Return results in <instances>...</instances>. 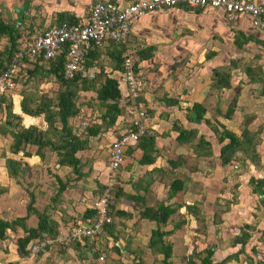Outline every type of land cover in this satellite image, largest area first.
<instances>
[{
	"label": "crops",
	"instance_id": "crops-1",
	"mask_svg": "<svg viewBox=\"0 0 264 264\" xmlns=\"http://www.w3.org/2000/svg\"><path fill=\"white\" fill-rule=\"evenodd\" d=\"M99 1H111L126 5L131 0H0V13L3 15L1 16L0 14V17L4 22L13 24L18 29L28 30L31 28L28 14L32 12L34 4H44V9L41 8V11L44 10L43 16H37V21L39 24L44 25L47 16L46 12H48L49 17L46 20L48 27L57 23L59 15L64 12L73 15L78 21H81L88 12L85 14V11L75 9L74 6L72 7L73 3L76 7V5L82 6L83 4H88L87 6H89L90 3L93 5ZM254 1L264 3V0ZM27 5H29V8ZM21 6H25L26 10L30 11L28 13L24 12L23 24L17 25L14 9ZM56 12H58V21L53 23L51 15ZM9 20L12 21L9 22ZM132 35L147 38V42L152 44L151 47L156 48L154 52L156 53V56L154 55L156 58L153 57L154 59L140 62L138 65L140 72H142L140 68L142 64L145 63L146 65L147 79L145 78V86L139 99V104L142 110L147 112L145 119L146 133L143 137H152L154 141L152 151L147 152V155L152 159L151 164L142 165L141 161H144L143 150L138 145L130 146L126 150L123 166L116 172V177L112 178L109 175L112 172L109 167V160H106L102 154L106 153L105 155L108 157L110 144L113 139L130 126H133L134 122L133 109L131 113L126 112L131 106L130 104L129 106H124L126 105L124 104L125 97L127 98L128 96L127 89L122 87L120 103L124 110L119 115L115 125L110 126L102 133L98 132L95 135H89L94 138V140L92 139V142H94L93 146L91 142L89 143L90 147H87V155L90 157L92 169L90 167L83 172L80 169V173L76 174L72 172V167L61 165L57 160L56 153L53 151L42 152L45 154L42 157L37 152V149L29 150L33 146H28L24 150L25 152L28 151L29 155L19 151L11 158L13 161L21 163L24 167L22 168L24 171L20 172L17 178H12L8 167L6 169V166L3 167L2 165L3 173L7 180L9 179L8 181L10 179L19 181L20 175L24 177L25 173L32 169V176H30L31 178L28 182V187L31 188V192L28 190L30 192L29 195L30 197L33 196L34 199L36 198L38 203L43 200L46 201L44 209L37 207V205L35 208L32 207V211H29L28 192L24 189L25 186L20 184V187L24 190L21 189V191L15 193V197H18V200L12 199L9 206L5 207L0 213V220L10 223L18 220L17 217L16 220H12L10 216L12 214L14 216L17 215L20 219L24 218V225L28 229L38 227V212H46L49 219L55 222L57 233L67 232L79 219L93 217L92 202L101 194L102 189L106 188L108 183L118 185V193L114 202L116 214L109 230L106 232L115 244L109 245L113 247H109L110 251L107 253V259L105 258L103 262L95 259L93 251L96 250V243L92 241H87L86 243L70 242L47 249L32 259L21 258L18 256L17 244L18 240L25 237L26 233L22 226H16L15 230L9 231L17 236L15 244L17 249L14 253L12 249H10V252H0V259H5L3 264H148V260L149 264H159L158 260H164V255H160L158 256L159 259H156V253L150 247L152 232L157 225L154 221H151V218L146 217L144 213L155 205L157 201L163 203L166 200L164 194L159 195L158 191L163 189V184L161 185L160 182L169 181L170 179L167 178L170 177L171 173L172 184L175 181H180V185H183L178 190L179 195L178 192L174 194L175 191H171L172 194L179 198L182 207L178 213L174 211L166 224L161 226L162 231L167 233V236L164 237L165 243L171 244L174 249L171 262L175 260L180 252L177 246L175 247L176 243L180 242L181 239L184 242L186 240H184V237L188 236L189 230L193 229L192 227H199L203 219H205L202 215L199 216L192 212L189 215L187 214L186 205L189 202L187 200L192 196L199 202L205 201L202 206L206 210H213L215 206L220 207L226 203L221 208L227 212L223 217L227 216L237 221L235 226L237 230L239 227V232L245 229L251 233L248 240L252 241L243 244L242 242L237 243L235 240L233 246L236 248V252L231 251V247H229L223 259L227 258L228 255L238 253L243 247L245 248L244 252L248 254L250 249L248 245L256 239L257 243H261L259 237L264 234V197L260 196L257 188L261 187L264 192V94L262 92L264 88V58L255 61L250 57L247 58V56L251 55L249 49L259 52V55L264 54L262 46L264 29L255 27L251 16L247 14H240L234 21L229 22L223 10L219 8L190 9L177 7L141 16L135 21L130 37ZM163 36H165V41L170 43L169 45L168 43L158 44ZM155 40L157 43H155ZM244 40L248 41L240 49L237 43ZM130 41L131 38H129ZM129 42L127 46L137 47L135 44L130 45ZM167 45H172V47L168 48ZM227 46L229 47L227 48ZM229 48L230 50L228 51ZM232 50L237 51V59L231 56ZM166 51H181L184 61L170 66L168 61L163 60V55H157V53ZM228 52H230V55ZM188 57H190L189 60L187 59ZM201 57L204 59L201 60ZM232 60H237L239 66L232 71L231 87L228 89L214 88L212 86L214 69L228 65ZM151 65L153 66L152 69L156 68L154 73L151 70H147L148 68L150 69ZM246 66L254 68L259 73L263 72L262 75L260 74L262 77L258 80H252L246 73ZM186 71H190V73L186 74ZM236 71L237 74H234ZM18 96L19 99L13 95V98H15L14 115L22 119V127L26 129L33 126L45 130L47 126L45 117L43 115L32 117L24 114L21 107L23 97L21 95ZM16 99L19 101L18 106ZM234 101H236L234 113L228 116L229 108ZM194 103H201L207 108L205 118L201 122H194L188 119V110ZM236 120L237 122H242V128L239 130L231 127V124L233 125ZM101 121L98 124H101ZM181 128L195 130L197 134L195 137L181 142L178 137V130ZM224 129H228L238 136L240 133V137H242L243 130H248V135L254 136V140L258 142L256 151L260 154V161L254 162L251 158L242 155L239 158H234L230 164L223 165L220 148L225 142H228V139L221 143L219 137L220 132ZM259 130L260 132L256 133ZM2 136L0 135V141L4 139ZM200 136L204 137L205 142L209 143L210 155H200L199 152H203L201 148L197 147ZM105 138L110 139V142H106ZM188 146H191L189 150H187ZM99 148H102V150ZM192 150L199 157L194 156ZM47 152L54 155L56 170L46 166L47 162H49ZM76 156L80 158V154L76 153ZM187 156L193 157L195 164L191 161V164L187 165V160H190ZM204 157L208 160H204ZM1 160L3 161L4 159ZM210 160L214 161L215 164L212 168L205 171L203 164L211 162ZM83 161L86 162V158H83ZM218 163L222 167L235 164V172H229V168L220 169L216 166ZM44 166H46V169H43ZM50 170H52L54 175L50 173ZM145 173L146 175L143 177ZM143 178L149 181L155 180V182L142 183L141 180ZM60 180L67 185L62 193H59ZM259 180L263 181L262 186L258 183ZM57 181L58 187H56ZM229 185H237L238 192L236 193H239L235 195L234 201L230 204L226 202L227 199H219L221 195L228 196L227 193H224V190H227ZM0 190L4 191L2 188ZM151 191L157 194V199L154 201L148 196L151 195ZM10 193L12 194L13 190ZM4 194L9 196L8 189L1 193L0 196ZM132 196L136 200H132ZM206 199L209 200L206 201ZM163 204L165 205L161 207L172 206L166 202ZM171 208L175 210L174 206ZM194 209V207L193 209L191 207L190 211ZM33 210H36V212H33ZM240 219L245 220L247 224L238 226V224H241ZM225 224L226 222L220 226ZM163 225L164 227L168 226L163 229ZM19 229L24 232L22 236L17 235L19 234ZM194 230L202 236L197 232L198 228H194ZM260 233L262 234L260 235ZM114 234L117 239H115ZM262 239L263 237H261ZM169 240H171L170 243ZM201 240L202 238H200ZM115 247L119 249L116 250ZM212 249L214 250V247ZM214 256L218 258L215 252ZM235 262L238 263L233 260L225 264H234Z\"/></svg>",
	"mask_w": 264,
	"mask_h": 264
},
{
	"label": "trees",
	"instance_id": "trees-1",
	"mask_svg": "<svg viewBox=\"0 0 264 264\" xmlns=\"http://www.w3.org/2000/svg\"><path fill=\"white\" fill-rule=\"evenodd\" d=\"M58 20L59 21L55 24H59L62 21L80 23L77 18L67 12L61 13L59 15ZM19 32L20 30L15 27V25L4 22L0 17V44L4 37L8 38V44L4 47V49H0V74L11 63L15 55L24 50V46L26 44L33 42L32 39L30 40V42L23 41ZM247 41L248 40H244L243 42H238L237 44L239 47H242V45H244V43ZM118 45H122L123 47L117 50L115 53L113 52L115 64L113 66L112 71L121 69L123 64L122 55L127 45L116 41H110L108 45L98 47L97 45H95L94 42H92L91 46L87 49L86 56L82 64V69L87 71L86 74H83V71L79 70L75 73V76L73 78L65 77V66L68 62V44H65L63 46L62 52H60L55 58L45 60L41 64L39 63V61L36 62L29 58H25L22 61V66L25 65V67L21 68L19 77L24 72L26 73L25 81L31 78H41L43 80L44 78L55 76L60 84V90L57 92L55 97L42 95L38 98L34 93H22L23 100L21 102V107L23 113L32 117H40V115H45L47 128L45 130H39L36 127L30 126L29 128L21 129L20 131H7V133L10 134L14 140L12 149L14 153L23 151L24 154L29 155V153L25 152L24 150L28 146H33L36 147L37 152H39V154H41L43 157L42 150L45 147H49L51 151L56 153L58 157L57 160L61 165L70 166L73 168L74 172L80 173L81 160L76 156V152L80 149H83L86 145V142L80 140L79 136L73 133L69 121L71 117L76 116L80 111L79 106L77 104V100L80 96L81 91H95L97 93V99L101 102L102 106L106 107V111L101 117L102 124L92 125L87 130V134L95 135L99 132L101 126L108 128L112 125H115L119 115H121L124 110V107L120 103V100L122 99V90L120 88L119 80L115 77H112L111 74L105 75L103 71L98 74V78H91L89 72H91L92 69H94V67L96 66L95 60L99 58L101 50H103L104 48H111V46L115 47ZM155 49V47H150L146 50L141 51L139 53L140 62L152 59L154 57ZM30 65H32L34 68L29 69ZM138 65L139 61L136 62L135 66L137 74L140 73ZM237 66H239V62L237 60H232L228 65L215 68L214 73L212 75V86L216 89L230 88L231 79L233 76L232 71L233 69H236ZM245 70L247 75L252 80L260 79L262 77L261 75L263 74V72L259 73L250 66H246ZM103 76H105V78L104 80H101ZM262 92L264 94V88ZM6 97L7 96L2 98L0 107L5 108L7 115L11 116L13 103H10L8 105ZM235 106L236 101L232 102L228 111V116H231L234 113ZM188 111V119L190 121L201 122L205 118L207 108L201 103H194V105ZM13 116L19 118L18 116H15L14 113ZM56 123H59L60 126H58ZM7 124H9L8 121ZM178 132L179 141L181 142L185 141V139H191L197 134L195 130H185L182 128L179 129ZM248 134V130L242 131V137L238 136L237 134L228 129H224L220 132L219 140L221 143L225 139H228V142H225L220 148L223 165L230 164L234 160V158H239V156L242 155L251 158L254 162L260 161V154L256 151V144L258 142L254 140V136H250ZM54 137H58L59 141H55ZM137 145L140 146L143 150L144 161L142 160L141 164H151L152 159H150V156L147 155V152H151L153 149V138L143 137L138 141L136 146ZM197 147L201 148L203 151L199 152L200 155L207 156L211 154L209 150V143L205 142L204 137L202 136H200L199 138ZM7 163L8 170L12 178H17L20 172L24 171L22 169L24 167L21 163L12 160L7 161ZM60 182L61 185L59 188V193H62L66 189L67 185L64 184L62 180H60ZM258 183L260 184V186H262L263 181L259 180ZM180 187H183L182 184L180 185V181H175L172 184L171 189L175 192H178ZM132 197V200H136L134 196ZM112 200L110 202V214L114 218L116 210L115 204ZM29 211H32V205L29 206ZM33 212H36V210H33ZM95 212L96 211L93 209V216L95 215ZM173 213L174 209L168 206H163L160 210L157 211L153 210L152 208H149L144 213L146 217L151 218V221H154L157 225L156 229H154L152 232L150 247L155 251L157 256H160L162 254L164 255V260H162V264H171L168 260H171L173 246L171 244L165 243L164 237L167 236V233L162 231L161 226L162 224H166V222L168 221L170 216H172ZM37 215L39 217L38 227L30 229L25 227V219H20L12 223L0 220L1 239H5L7 237L8 230L13 231L15 230L16 226H22L24 228L26 235L25 237L20 238L17 244L18 256L21 258L28 255L27 248L31 241L40 238L45 232H49L51 234L57 233L55 229V222L49 219V216L46 212H38ZM111 224L112 223L107 226V230H109ZM250 236V232H244L242 236H238L236 242H242L243 244H245L246 240ZM105 237L107 241L110 239L107 233ZM114 237L115 239H117V236H115V234ZM88 242H90V240ZM110 244H115V242L110 241L109 244L100 245L99 249L96 248V250L93 251V254L96 257L95 259H98V261H100L99 258L103 255L104 261L105 258H107V253H109L108 251H110L109 249L113 247L112 245L109 246ZM115 248L116 250L119 249L118 247ZM103 249H107V253H105ZM213 255L214 250L208 249V254L207 257L204 259L203 264H224L228 261L233 260V258L238 257V253H236L234 255L228 256L222 262L213 263V260L211 259ZM193 261L194 260L189 259L188 264H193ZM251 263L252 262H250L249 264Z\"/></svg>",
	"mask_w": 264,
	"mask_h": 264
},
{
	"label": "rangeland",
	"instance_id": "rangeland-1",
	"mask_svg": "<svg viewBox=\"0 0 264 264\" xmlns=\"http://www.w3.org/2000/svg\"><path fill=\"white\" fill-rule=\"evenodd\" d=\"M87 5L88 4H83L82 6L76 5V7H75V4L73 3L72 7L74 6L75 9L77 8L79 10L85 11V14H86L88 12V10L90 9V6L92 4L90 3L89 6H87ZM27 7L29 8V5H27ZM44 7H45L44 4H42V5H40V4L35 5L34 4L32 12L28 14L29 15L28 17H30V19H28V20L30 21L31 28L28 30L19 29L20 30L19 33H20V36L22 37L23 41L30 42V40L33 37H35L36 35L41 33L47 27V25H46L47 21L46 20L49 17L48 12H46L47 16H46V19L44 21V25L39 24L37 21V16H40V17L43 16L44 10L41 11V8L44 9ZM29 11L30 10H25V13L26 12L28 13ZM32 13H34V14H32ZM12 15H13V12H12ZM57 15H58V12L51 15L52 16L51 21L53 23L58 21ZM1 16H3V15L1 14ZM12 19L14 20V18H12ZM15 19H16V17H15ZM11 21L9 20V22H11ZM132 36H134V35H132ZM132 36L130 37L131 41L129 42V44L130 45L135 44V46H137V47L135 48V47H130V46H126V47L124 46L125 50H124L122 56L124 57L125 54L130 53L132 58L134 59L135 63L137 61H139V64H140L139 53L141 51L146 50L147 48L151 47L152 44H150L151 43L150 41H149L150 43H148L147 38H145V37H139V36L138 37H135V36L132 37ZM139 38H141V39L139 40ZM174 41H176V40H174ZM155 43H157V41ZM162 43H168L167 41H165V36H163L162 39H160L158 42V44H162ZM7 44H8V38L4 37L1 41L0 49L1 50L4 49V47ZM169 44L170 43H168V45ZM122 47H123L122 45H118L115 47L111 46V48H104L103 50L100 51L99 58L97 60H95L96 66L91 71L92 74H95L93 76L94 78H98V74L102 71L105 75L111 74L112 77L118 76V75H115V73L114 74L112 73V69H113V66L115 64V58H114L113 52L115 53L117 50L121 49ZM171 47H172V45L168 46V48H171ZM228 47L229 46H227V48ZM240 49H241V47H240ZM229 50H230V48L228 49V51ZM263 51H264V46H263ZM249 52L251 53V55L247 56V58L250 57L252 60H255V61L259 60L260 58H262V59L264 58V54L259 55L258 54L259 52H255V51L250 50V49H249ZM228 53L230 55V52H228ZM155 54L156 53H154V55ZM157 55L158 56L163 55L164 56L163 60L168 61L170 66H172L175 63L184 61L183 60L184 57L182 56L183 53L181 54V51H173V52H167L166 51V52L157 53ZM231 56H234V58L237 59L238 58L237 51L232 50ZM154 58H156V57H154ZM187 59L189 60L190 57H188ZM198 59H199V57H198ZM203 59L204 58L201 57V60H203ZM152 67L153 66L151 65L150 69L148 68L147 70L148 71L151 70V72L154 73L156 71V68L152 69ZM33 68L34 67L32 65L29 66V69H33ZM140 68L142 71L140 73H143V74H141L142 78L144 80H145V78L147 79L145 63H143L142 67H140ZM185 73L186 74L190 73V71H186ZM234 74H237V71ZM25 77H26V73L24 72L21 74V76L18 79V83H19L18 88L13 93H9L8 96L6 97V101H7L8 105L10 103H13L11 116L7 115L5 108L0 107V135L2 136L4 134L2 136V137H4V139H1V141H0V159H4L3 160L4 162L2 160L0 161V168H1L0 169V189L2 188V189H4V191L6 189H8V194H9V196L5 195V194L0 196V213L5 209V207L9 206V204L12 202V199L18 200V197L17 198L15 197V195H16L15 193H18L19 191H21L22 188L20 187V184H23L25 186L24 189H26L27 192H28V190L29 191L31 190V188L28 187V182L31 178L30 176H32V169L27 171L25 173L24 177H22V175H20L19 181L15 180V179L14 180L10 179V181H8L9 179L7 180V177L4 175L3 170H2V165H3V167L6 166V169H7V167H8L7 161L12 160L11 158H13L15 155V153L12 150L14 140L11 137V135L7 133V131H12V130L13 131H20L21 129H25L21 125L22 119H19V118H16L13 116L14 107H15V105H14L15 98H13V95L17 96V99H19L18 95L22 96V93H25V94L34 93L36 95V97H38V98L42 95H48L51 97H55L57 92L60 90V84L57 81L55 76H50L48 78H44L43 80L41 78H38V79L37 78H31V79H27L26 81H25ZM104 78H105V76H103L101 78V80H104ZM17 99H16V101H17V106H18L19 101ZM77 104L79 106L80 111L76 116L70 118L69 124L71 125L73 133H75L77 136H79L80 140H82L83 142H86V145H85L86 148L84 147L83 149L79 150L80 152H78V151L76 152L77 154H80V156H79L80 160H81L80 169L83 172L84 170H88L91 167L90 166L91 160H90V157H88V155H87L88 154L87 147H90L89 143H91L94 140V138L90 137L87 134V130L92 125H97L102 120L101 117H102L103 113L106 111V107L101 105V102L97 99V93L95 91H81L80 96L78 97V100H77ZM124 104H126V105H124L125 107L127 105L129 106V104L131 106L132 101H130L129 97H127V98L125 97V103ZM223 106H224V104H223ZM131 110H132V108H129V110H127L126 112L131 113ZM43 116L45 117V115H43ZM7 121L9 124H7ZM84 122H89V124L84 125L83 124ZM56 124L58 126H60L59 123H56ZM101 124H102V121H101ZM98 125H100V124H98ZM231 127L239 130L240 128H242V122H240V121L237 122V120H236L233 125L231 124ZM46 128H47V126H46ZM108 128L101 126L99 133L104 132ZM238 130H237V132H238ZM258 132H260V130L257 131L256 133H258ZM253 134H255V133H253ZM240 135L241 134L239 133V136ZM54 138H55L54 139L55 141L56 140L59 141L58 137H54ZM105 140H106V142H110V139H108V138H105ZM93 144H94V142L91 143L92 146H93ZM191 146H188L187 150H189L191 148ZM106 148H108V147L106 146ZM31 149L33 150L36 148L35 147L29 148V150H31ZM99 149L102 150V148H99ZM49 150H50L49 147H45L42 150V152L49 151ZM27 153H29V152L27 151ZM105 154L106 153H103L102 155L104 156V158L106 160L110 161V156L107 157ZM192 154L194 156L195 155L198 156L197 153L195 154V152H193V150H192ZM47 156H48L49 162H47L46 166H48V168L49 167L53 168V170H54L55 169V163H56L54 155H52V153H50V152H47ZM187 157H188V159H190V160H187V162H188L187 165L191 164V161L193 164H195V160L193 157H189V156H187ZM83 158H86L87 161L84 162ZM195 159H196V157H195ZM203 159L208 160L205 157ZM214 164H215L214 161L208 162L207 164H203L204 170L206 171L207 169L212 168ZM234 165L235 164L229 165L228 167H225V166L222 167L221 164L218 163L216 166L219 167L220 169L221 168H224V169L229 168L230 169L229 172H232V171L235 172V170H234L235 166ZM46 166H44L43 169H46ZM91 169H92V167H91ZM119 170H117V171H119ZM72 172H74L73 168H72ZM50 173L54 175L52 170H50ZM74 173H76V172H74ZM76 174H78V173H76ZM8 175H9V173H8ZM109 175L112 178L116 177V172H111V173H109ZM145 175H146V173L143 174V177H145ZM171 176H172V173L170 174V177L167 178V179H170L169 181H166L163 183L160 182L161 185L163 184V189L159 190L158 193H159V195L164 194V197L166 200L163 203L166 202L169 205L174 206V208H175L174 211L178 213L179 209L182 206H181V202L179 201V198L174 195V194H177V192H175L174 194L171 193V191H173L171 189L172 182H173V179ZM140 177H142V176H140ZM230 178H231V176H230ZM141 182L142 183H153V182H155V180L149 181L146 178H143L141 180ZM56 187H58V181L56 182ZM118 188H119L118 185H113V187H112L111 194H112L113 200L112 199L111 200L113 202H115L116 194L118 193ZM169 188H170V190H168ZM24 189H22V190H24ZM104 189H105V187H104ZM104 189H102V191ZM232 189H233V191H231ZM11 190H13L12 194L10 193ZM4 191L2 192L0 190V194L4 193ZM226 191H229V192H226ZM30 192H28V195H27V197H28L27 198L28 199V210H29L30 205H32L33 208H35V206L38 205L37 207H41L42 209H44L45 208L44 203L46 201L43 200V201H40L41 204L38 203V201H36V198L34 199L33 196L30 197V195H29ZM236 192H238L237 185H233V186L229 185V188L227 190H224V193L228 194V196H227L228 198L221 195L219 199H224V200L227 199L226 202L230 204L234 201L235 195L239 194ZM150 194L151 195H148V196L151 197L152 201L157 199L156 198L157 194H154V192H152V191ZM179 194L180 193L178 192V195ZM219 199H217V200H219ZM229 199H233V200H229ZM207 200H209V199H206V201ZM187 201H189L188 204L186 203L187 204L186 205L187 214L189 215L192 212L193 214H197L199 216L202 215L203 218H205V219H203L202 224H200L199 227H192L193 229L189 230L188 236L184 237V240L186 239L187 241L185 240L183 242V239H181L180 242H177V243L175 242L176 243L175 247L177 246L178 250L180 251L179 255L172 262L170 260H168V261L171 264H173V263L174 264H188L189 259H192V260H194L193 264H203L204 259L207 257L208 249H212L214 247V252L217 254L218 258L213 255L214 257H212L213 259L212 258L211 259L213 260V263H219V262H222L224 260L223 256L227 254V250H229V247H231L230 248L231 251L236 252L235 251L236 248L233 246L234 241L237 240L238 236H242L244 234V232H247V231L245 229H242V231L239 232V227L237 230V228L235 226L237 221H235L234 219H231L227 216L225 218L223 217L227 212L222 210L221 208H223L222 206H225L226 203L222 204L220 207H216L214 205L215 207L213 210H206L202 206V203L205 201L199 202L198 200H195V198H193V196L189 197V199ZM163 203L161 201H157V203L155 205H153V202H152L153 206L151 208L153 210L157 211L160 209V207L162 205H165ZM256 203L258 204L257 201H256ZM172 206H170V207H172ZM255 206H256V204H255ZM191 207H192V209L194 207L196 210L194 209V210L190 211ZM10 216L12 217L11 218L12 220H16V217L18 220H20V217H18L17 215L14 216V214H12ZM18 220H16V221H18ZM240 221H241V224H238V226H244L245 224H247V222L245 220L240 219ZM225 222H226L225 225L220 226L222 223H225ZM33 224L36 225L35 222H33ZM167 226L168 225H166L164 227V225H163L162 228L165 229ZM194 228H198L197 232H199L202 236H200L198 233H196ZM23 234H24V232L21 229H19V234H17V235L22 236ZM261 234L262 233H260V235ZM263 235L264 234H262L259 237V240L261 241V243H257V241H256L257 239H256L254 242H251V244L248 245V248H250L248 254L246 252H244L245 248L243 247L241 249V251L238 252L239 256L237 258H233V260L238 262V263L235 262L234 264H249L250 262H252L251 264H260V262H261V264H264V236ZM16 237L17 236H15L14 234H11L10 231L8 230L7 237L5 239L0 238V252H3V251L10 252L11 251L10 249H12V251L14 253V251H16V249H17V246L15 245L16 244ZM261 237H263L262 240H261ZM200 238H202L201 241H200ZM248 239L246 240V243L249 241H252V240H248ZM170 242H171V240H169V243ZM103 250L105 253H107V249H103ZM173 251H174V249H173ZM234 254H236V253H234ZM234 254H231V255H234ZM240 254H242V255H240ZM249 254H251V255H249ZM2 256H3V254H2ZM228 256H230V255H228ZM155 257H156V259H159L157 255ZM214 258H215V260H214ZM4 260H5L4 258L0 259V264H3ZM233 260H231V261H233ZM150 262H152V261H150ZM158 262H159V264L160 263L162 264L161 260H158ZM148 264H149V260H148ZM228 264H230V263H228Z\"/></svg>",
	"mask_w": 264,
	"mask_h": 264
},
{
	"label": "built area",
	"instance_id": "built-area-1",
	"mask_svg": "<svg viewBox=\"0 0 264 264\" xmlns=\"http://www.w3.org/2000/svg\"><path fill=\"white\" fill-rule=\"evenodd\" d=\"M186 8H220L223 10L229 22L234 21L240 14L251 16L253 25L264 29V3H257L254 0H131L126 5H120L111 1H99L94 3L88 14L83 17L80 23L62 21L59 24L51 25L36 35L33 42L26 44L24 50L17 53L7 68L0 74V105L3 97L13 93L18 88V77L21 72L22 61L29 58L39 61L55 58L62 52L63 46L68 44V62L65 66V77L73 78L82 69L87 49L92 42L98 47H103L109 41H116L128 45L135 21L141 16L155 11L167 10L174 7ZM122 68L115 70V78L119 80L120 87L127 89V96L132 101L134 122L125 131L113 139L109 148V167L112 172H117L125 161V153L128 147L136 146L138 141L146 133L145 119L146 110H142L138 100L144 90L145 80L141 73H136V63L130 53L123 57ZM113 73V74H114ZM93 77L95 74L89 72ZM141 75V76H140ZM84 125L89 124L84 122ZM113 184L108 183L101 194L92 202L94 209L93 217L79 219L67 232L51 234L45 232L38 239L30 242L25 259L35 258L47 249L58 245H65L70 242L96 243L100 245L109 244L105 235L107 226L113 222L110 214V202L112 199ZM104 256L99 260L102 262Z\"/></svg>",
	"mask_w": 264,
	"mask_h": 264
},
{
	"label": "water",
	"instance_id": "water-1",
	"mask_svg": "<svg viewBox=\"0 0 264 264\" xmlns=\"http://www.w3.org/2000/svg\"><path fill=\"white\" fill-rule=\"evenodd\" d=\"M25 10H26L25 6H21L19 8L14 9L15 14H16L17 25L23 24V15H24ZM257 189H258L260 196L264 197V192H263L262 188L258 187Z\"/></svg>",
	"mask_w": 264,
	"mask_h": 264
},
{
	"label": "clouds",
	"instance_id": "clouds-1",
	"mask_svg": "<svg viewBox=\"0 0 264 264\" xmlns=\"http://www.w3.org/2000/svg\"><path fill=\"white\" fill-rule=\"evenodd\" d=\"M179 7V6H178ZM174 8H177V7H174ZM184 8H186V7H184ZM213 8V7H212ZM190 9H197V8H190ZM200 9H205V8H200ZM220 9V8H219ZM168 10V9H167ZM88 14V13H87ZM68 22V21H67ZM80 22V21H79ZM70 23H73V22H70ZM75 23V22H74ZM53 25H56V24H53ZM51 26V25H50ZM49 27V26H48ZM46 29V28H45ZM44 29V30H45ZM33 40V39H32ZM110 42V41H109ZM109 42L106 44V45H108L109 44ZM106 45H104V46H106ZM124 59V58H123ZM120 88H122V87H120ZM49 233V232H48ZM44 234V233H43ZM56 234V233H55Z\"/></svg>",
	"mask_w": 264,
	"mask_h": 264
}]
</instances>
